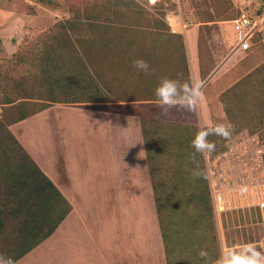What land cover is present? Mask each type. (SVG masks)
<instances>
[{
    "label": "trees",
    "instance_id": "trees-1",
    "mask_svg": "<svg viewBox=\"0 0 264 264\" xmlns=\"http://www.w3.org/2000/svg\"><path fill=\"white\" fill-rule=\"evenodd\" d=\"M90 2V5L79 9L77 15L92 22L90 24L96 27V33L98 31L96 37L74 39L68 23L58 21L13 57L0 59V254L12 257L15 263L49 239L72 212L73 205L10 126L53 103L110 101L111 95L99 83L101 69L114 62L106 56L108 51L119 50L122 56L126 50L132 51L125 58L118 57L125 63L130 78L149 80L160 72L156 63L161 58H154V55L144 58L150 65L147 73L137 71L133 65L136 58L148 55L139 54L136 50L140 43L127 40L125 36L144 31L115 26L111 22L113 11L105 5L107 0ZM142 14L151 15L149 11H136L135 15L139 17ZM100 22H103V27ZM165 33L159 28L154 32ZM177 35L178 45L173 51L169 47L170 52H163V55L170 58L173 53V74L177 73L181 83H192L184 39L181 34ZM96 48L104 55L99 53L97 58ZM261 72H264V63L250 74ZM259 86L258 110L252 114V118H258L256 126L264 124V79ZM128 93L131 99L157 101L155 89H146L145 86L129 89ZM119 96L126 98L121 93ZM221 98L227 116L233 118L234 110L227 105V92ZM159 108L155 103H147L130 106L127 111L141 118L167 264H215L222 251L206 158L205 153L196 152L191 144L200 128L186 120L178 123L159 120L154 116ZM116 111L125 110L119 108ZM233 120L228 137L215 134L207 137L215 145L214 155L223 152L228 138L250 121L241 119L243 124L237 125L235 118ZM209 127L215 126L204 129ZM194 170L201 175L194 177ZM201 251L207 255L201 256Z\"/></svg>",
    "mask_w": 264,
    "mask_h": 264
},
{
    "label": "rangeland",
    "instance_id": "rangeland-1",
    "mask_svg": "<svg viewBox=\"0 0 264 264\" xmlns=\"http://www.w3.org/2000/svg\"><path fill=\"white\" fill-rule=\"evenodd\" d=\"M90 4V0H0V59L6 60L13 57L17 51L48 31L58 21L68 23L74 39L96 37L98 31L96 33L94 29L96 27L90 24L92 22H88L77 15L79 9ZM105 5L106 8L109 5L113 11L111 12V22L120 28H131L133 30L138 28L146 33L154 34L158 28L163 32L170 30L172 28L170 23H173L175 29H182L181 26H184V24L187 26L186 29L198 26L200 29L201 50L194 65V70L198 74L200 68L205 74L215 67L225 65L228 61H236V59L239 61L238 66L235 68L232 66L231 70L226 73L227 77L224 78V80L226 79L224 83L222 81L223 84L219 86V80H217L207 86L206 92L212 109L210 120L208 116L206 120L202 119L198 104H195L192 108L178 105L171 108L167 113L162 112L159 108L154 114L155 117L173 123L186 120L198 125L200 130L206 126H216L218 124H228L232 128L233 118H235L237 125L243 124L244 121L241 119H246L245 121H250H247V126L240 129L255 130L264 138V125L256 126L258 118H252L253 112L258 110L257 102L260 100L259 84L261 79L264 78V72L258 73L257 76H255L256 72L252 74V77L246 76L250 71H254L258 65L264 63V40L258 37L250 50H241L238 45L240 31L234 22L242 13H247L264 26V0H107ZM71 6L75 7L74 10L71 9ZM136 11H149L151 15L142 14L136 17ZM139 19L143 21L138 22ZM99 25L103 27L104 24L100 22ZM221 66L219 69L217 68V71L221 69ZM234 72L236 73L234 74ZM236 74H239V76ZM236 77L237 81L239 80L236 87L241 88L239 103L241 104L244 99L249 105L247 106L248 111L240 113L241 110L246 108H241L238 101L236 99L234 101L233 91L228 90L227 105L231 110H234L233 118H231L224 115L218 92L224 86L227 87L232 84ZM249 81L251 88L246 84ZM207 83L208 79L197 75L196 85L199 91ZM110 93L114 94L113 92ZM90 103L92 102H85L84 104L92 107L93 105ZM201 103H205L204 98H202ZM114 107L128 110V106ZM90 114L92 113L82 109L54 107L40 116L25 121L20 128L35 154L40 156V160L45 155L44 151L48 152L49 148H51L49 152H53L54 148L61 150L69 147H74L75 152H79L80 163L84 168L87 166V162L83 160L86 157L89 158L95 202L90 216L93 219L94 235L100 243L101 241H108L107 235L110 237H108L109 239L114 237L113 230L108 231L106 235V222L108 221L110 228L112 226L117 227V230H114L115 237H123L118 229L121 204L115 190V192L105 190L108 163L105 154L106 149L104 148V137L106 136H100L97 129L101 125L105 126L106 122L102 119V116L99 115L95 118ZM114 143L116 146L119 144L122 147L125 146L124 139L120 140L117 132ZM23 145L26 147L24 143ZM88 148L91 149L90 153L87 152ZM115 153L117 161L119 156L117 152ZM208 155L214 154L212 151L205 153L206 159ZM131 198L130 196L129 199L132 200ZM216 220L222 252L228 248L239 249L248 243H255L261 249L264 248L260 245V242H264V210L252 209L230 212L219 218L216 217ZM81 235H76L77 238L79 237L78 241L86 236L81 237ZM53 241H58L57 236ZM153 251L154 244L149 249L147 246V253L141 258V260L146 258L143 264H159L158 254ZM56 252L57 249H47L46 253L51 258ZM115 253L118 255L119 251L115 250ZM140 253L142 252L137 247V254ZM56 258H52V260L47 258L48 262L45 263L58 264ZM118 261H120L119 264H136L133 263V258H120Z\"/></svg>",
    "mask_w": 264,
    "mask_h": 264
},
{
    "label": "crops",
    "instance_id": "crops-1",
    "mask_svg": "<svg viewBox=\"0 0 264 264\" xmlns=\"http://www.w3.org/2000/svg\"><path fill=\"white\" fill-rule=\"evenodd\" d=\"M170 24L172 28L168 31L166 29L168 33L165 34L140 32L136 35L125 36L127 40H134L140 43L136 51L139 54L144 53L148 55L141 58H152L151 55H154V58L157 59L161 58L159 59L160 62L156 63L160 69L158 76L155 74L156 78L149 80L130 78V72L126 71L125 63H123L122 60H118V57L125 58V55L132 51L126 50L123 56L122 52L119 50L113 52L108 51L106 56H108L109 59L112 58L114 62L111 65L108 64L106 69H101L99 83L104 87L107 93L111 95L112 99L110 101L92 102L90 103L93 105L92 107H88L87 104L84 103H53L41 112L10 126L12 132L22 144L24 143L26 145L25 148H27L28 152L41 166L43 171L53 180L73 205L72 212L51 236L52 238L50 237L51 239L49 238V240L47 239L44 241L15 264H47L45 262L56 257V259H58V264H119L120 261L118 260H120V258H133V263L143 264L146 258L143 260H141V258L146 255L147 246L149 249L153 244V252H157L158 254V263L167 264L143 137L141 118L139 115L129 112L126 109L125 111L119 112L111 109L110 106L130 107L147 103L159 105L156 100L143 101L131 99V94H127V92L129 89L143 88L144 86L146 89H155L160 79L165 76L178 80L177 73L173 74V53H171L170 58L163 55V52H170V48L173 51V48L178 45L179 38L177 34H181L184 39L192 82L196 84L197 75L204 79H208V83L199 91V100L195 103L200 106V115L203 120H206L207 116L210 120L212 116V109L206 92L207 86L211 83H215L217 80H219L220 86L225 82L226 79L224 80V78L227 77L226 73L231 70L232 66L235 68L239 65V61L236 59V61L226 62L223 66L220 65L221 69L219 71L217 70L220 66L203 74V70L200 68L198 74L194 70V65L201 50L199 27L194 26L190 29H186L187 26L184 24V26H181L182 29H175L173 23ZM96 49L95 56L97 58L99 57V53L101 56L104 55L102 50H99V48ZM119 62L122 63L119 64ZM167 71L169 73H167ZM251 72L252 71L246 76L252 77V74H250ZM219 73L220 75H218ZM235 73L236 72H234V74ZM236 75L239 76V74ZM257 75L258 74L255 76ZM251 80L253 79L251 78ZM238 82L239 80L237 81V77L234 78L232 84L227 87L224 86L223 89L218 92V96L221 98L225 92L231 89V91H233L234 101L236 99L241 108H246L245 110H241V113L248 111L247 106L249 104H247L244 99L241 104L239 103L241 88L235 86ZM246 84L251 88L250 81ZM119 91L121 95L126 98L119 96ZM110 92H113L116 96ZM202 98H204L205 103H201ZM220 101L223 106L222 109H224V115L227 116L222 98ZM54 107L82 109L94 114H90L92 117L97 118V116L100 115L102 119L105 120L106 125H101L97 129L100 136H106H103L105 142L104 148L106 149L105 154L108 159L105 190H107V192L116 191L117 198L121 204L119 209L120 224L118 229L123 235L122 238L115 237L114 230H117V227L112 226V228H110L108 219V222H106V235L108 231L113 230L114 237L111 238L113 241L109 239L110 237L107 235L106 238L108 241H101L99 243L94 235L92 226L93 219L90 215L95 202L89 158L86 157V159L83 160L87 162V166L84 168L80 163L79 152L76 153L73 149L74 147H69L61 150H56L54 148L53 152H49L51 150V148H49L48 152L44 151L45 155L40 160V156L35 154V151L31 148V144L22 134L20 126L25 121L40 116ZM116 132L120 140H122V138L124 139V147H122L121 144L116 146L114 143ZM87 152L90 153L91 149L88 148ZM115 152H117L119 156L117 157V161ZM109 161H111V163H109ZM130 196L132 200L129 199ZM112 215H114V213H112ZM76 235H81V237L83 235L86 236L82 237L81 241H78L79 237L77 238ZM55 236H57L58 241L52 242ZM137 247L142 253L137 254ZM47 249H57V252L50 258L46 253ZM115 250L119 251L118 255L115 253Z\"/></svg>",
    "mask_w": 264,
    "mask_h": 264
},
{
    "label": "built area",
    "instance_id": "built-area-1",
    "mask_svg": "<svg viewBox=\"0 0 264 264\" xmlns=\"http://www.w3.org/2000/svg\"><path fill=\"white\" fill-rule=\"evenodd\" d=\"M239 28V48L250 50L264 26L247 13L234 21ZM206 170L216 217L242 210H264V139L248 128L225 143L223 152L208 155ZM264 247V242H260ZM264 249V248H263Z\"/></svg>",
    "mask_w": 264,
    "mask_h": 264
},
{
    "label": "clouds",
    "instance_id": "clouds-1",
    "mask_svg": "<svg viewBox=\"0 0 264 264\" xmlns=\"http://www.w3.org/2000/svg\"><path fill=\"white\" fill-rule=\"evenodd\" d=\"M133 65L137 71L147 73L150 70L149 63L143 58H136ZM155 96L162 112L167 113L171 108L183 103L184 106L192 108L196 101L199 100V89L195 82L181 83L176 79L167 76L160 79L155 88ZM230 125L218 124L215 127L202 129L196 133L191 141L192 147L196 152L209 153L214 150L215 145L208 141L209 135H222L228 137ZM194 177L201 173L198 170L192 172ZM201 256H206L204 251L200 252ZM0 264H15L12 257L0 254ZM215 264H264V249H261L255 243H248L237 248H228L224 250L215 261Z\"/></svg>",
    "mask_w": 264,
    "mask_h": 264
}]
</instances>
